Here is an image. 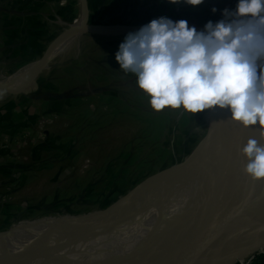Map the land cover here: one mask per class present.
<instances>
[{
	"label": "rangeland",
	"instance_id": "obj_1",
	"mask_svg": "<svg viewBox=\"0 0 264 264\" xmlns=\"http://www.w3.org/2000/svg\"><path fill=\"white\" fill-rule=\"evenodd\" d=\"M236 2L205 0L192 7L167 0H86L87 22L101 30L86 33L70 56L40 73L32 94L13 93L26 85L30 73L19 78L24 82L0 93V236L78 234L108 218L159 173L188 162L207 133L211 110L193 117L180 109L154 111L135 75L119 69L115 53L128 33L152 19L165 16L204 27L209 20H220L221 11L234 9ZM84 5L82 0L80 10ZM213 7L218 9L215 14ZM79 17L55 19L56 26H63L60 36ZM109 27L131 30L102 31ZM94 47H102V52H94ZM19 70L9 75L1 70L0 80ZM119 202L113 211L95 218V212ZM133 222L125 223L126 239L131 238ZM114 250V242L103 240L89 258Z\"/></svg>",
	"mask_w": 264,
	"mask_h": 264
},
{
	"label": "clouds",
	"instance_id": "obj_2",
	"mask_svg": "<svg viewBox=\"0 0 264 264\" xmlns=\"http://www.w3.org/2000/svg\"><path fill=\"white\" fill-rule=\"evenodd\" d=\"M167 2L196 7L205 0ZM220 14L202 30L183 19H152L125 36L115 61L135 75L156 112L226 110L232 122L257 128L259 139L250 138L241 155L245 175L264 181V0H237Z\"/></svg>",
	"mask_w": 264,
	"mask_h": 264
},
{
	"label": "bare ground",
	"instance_id": "obj_3",
	"mask_svg": "<svg viewBox=\"0 0 264 264\" xmlns=\"http://www.w3.org/2000/svg\"><path fill=\"white\" fill-rule=\"evenodd\" d=\"M80 2L82 4V0ZM87 15L85 4L81 6L80 17L73 25L67 26L68 31L78 32L60 46L53 48L46 61V66L40 73L47 71L57 59L70 56L69 54L83 40L86 33L101 30L100 27L87 22ZM196 28L202 30L200 27ZM127 29L131 28L109 27L102 28V31L117 33ZM35 68L36 63L33 62L8 79L0 80V89H8L24 82L25 80L19 78L31 74ZM247 130L253 131V127L245 129L235 124L233 131L224 141L223 149H217L215 153H212V161L219 163L224 156V147L232 143L236 135L243 134ZM242 147L228 158L227 163L234 173L238 190L244 194H252V186L248 176L244 173L247 160L241 155ZM198 164H200L199 159L196 160V165ZM192 170L189 161L167 168L143 185L104 221L78 234L43 232L55 234L39 235L34 239L31 237L5 239L12 235L18 237L28 235L22 233L1 235L0 239L5 240H0V264H137L142 255L154 245L169 241L177 233L180 223L184 221L182 215L186 214L191 204L187 196L195 195L197 190L194 178H192ZM214 180L215 191L221 192L224 188L222 165L221 169L215 166ZM198 184L200 188L203 186V177L200 176ZM169 185H171L170 188ZM209 208L210 206L207 207L206 212ZM115 219L117 220L114 221ZM131 219L134 221L128 229L131 238L126 239L124 235L126 229L124 232L123 229L126 226L125 223ZM202 222L203 218L197 216L187 224L182 235L187 236ZM147 229H149L147 234H143L142 232ZM262 234H264V207L258 206L244 214L238 227L218 248L215 259L231 256L237 249L248 245L255 237ZM102 239L114 242L115 250L100 258H89L90 250L101 243ZM263 250L264 244L258 245L254 253ZM242 260L244 259H238L232 264H239Z\"/></svg>",
	"mask_w": 264,
	"mask_h": 264
},
{
	"label": "water",
	"instance_id": "obj_4",
	"mask_svg": "<svg viewBox=\"0 0 264 264\" xmlns=\"http://www.w3.org/2000/svg\"><path fill=\"white\" fill-rule=\"evenodd\" d=\"M86 4V0H84ZM87 7V5H86ZM88 17V15H87ZM203 27H200V29ZM128 30L111 34H122ZM138 30V29H135ZM78 31H65L55 39L41 58L37 60L36 68L23 87L13 90L14 96L29 94L32 86L36 84L38 75L46 66V61L53 48L60 46L65 40L71 38ZM90 32H97L96 30ZM34 83V84H33ZM0 93H5L0 89ZM12 94V92H10ZM9 93V94H10ZM236 123L230 120L226 110H211L209 128L206 135L196 147L189 158V163L194 170V184L197 187L196 194L187 196L190 207L183 214L184 221L180 223L177 233L167 242L158 243L145 252L137 264H232L238 259H246L255 255L258 245L264 244V234L255 237L248 245L237 249L231 256L215 259V254L222 242L238 227L244 214L256 207H264V181L253 182L252 194H244L238 190L236 178L227 161L228 158L239 151L250 138L259 139V131L253 127V131L247 130L243 134L236 135L232 143L225 147L223 160L219 163L212 161V153L217 149H223L224 141L234 129ZM238 149V150H237ZM200 164L196 165V160ZM222 161V163H221ZM223 169L224 188L221 192L215 191L214 170L215 166ZM203 177V186L200 188L198 179ZM120 202L105 210L95 212V218L113 211ZM209 211L206 212L207 207ZM197 216L203 218V222L195 227L187 236L182 235L187 224ZM94 218V219H95ZM254 253V254H253Z\"/></svg>",
	"mask_w": 264,
	"mask_h": 264
},
{
	"label": "crops",
	"instance_id": "obj_5",
	"mask_svg": "<svg viewBox=\"0 0 264 264\" xmlns=\"http://www.w3.org/2000/svg\"><path fill=\"white\" fill-rule=\"evenodd\" d=\"M79 1L0 0V71L2 70V74L9 75L21 69L22 66L39 60L63 30V26L61 25L62 28L60 24L56 26L54 20L76 19L81 13ZM94 48V52H102V47ZM49 79H53L52 76ZM61 94L58 96L59 99L66 93Z\"/></svg>",
	"mask_w": 264,
	"mask_h": 264
},
{
	"label": "built area",
	"instance_id": "obj_6",
	"mask_svg": "<svg viewBox=\"0 0 264 264\" xmlns=\"http://www.w3.org/2000/svg\"><path fill=\"white\" fill-rule=\"evenodd\" d=\"M264 252L255 254L242 260L239 264H264Z\"/></svg>",
	"mask_w": 264,
	"mask_h": 264
},
{
	"label": "trees",
	"instance_id": "obj_7",
	"mask_svg": "<svg viewBox=\"0 0 264 264\" xmlns=\"http://www.w3.org/2000/svg\"><path fill=\"white\" fill-rule=\"evenodd\" d=\"M90 1V0H89ZM55 105V107L56 106H59V103L58 104H54ZM8 108H9V111H13V110H15V108L14 107H11V106H8ZM25 127V126H24ZM264 259V258H263Z\"/></svg>",
	"mask_w": 264,
	"mask_h": 264
}]
</instances>
